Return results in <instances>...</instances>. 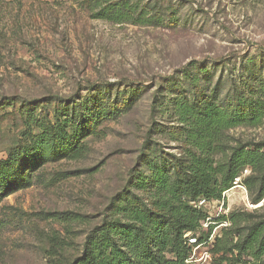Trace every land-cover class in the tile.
<instances>
[{"label": "rangeland", "instance_id": "obj_1", "mask_svg": "<svg viewBox=\"0 0 264 264\" xmlns=\"http://www.w3.org/2000/svg\"><path fill=\"white\" fill-rule=\"evenodd\" d=\"M118 1L0 0V264H72L104 223L134 258L123 209H154L158 174L182 182L193 147L173 103L192 93L239 115L260 101L258 125L221 139L264 151V0H128L153 19L102 17ZM244 171L220 199L180 195L204 214L187 264H264L229 250L264 217Z\"/></svg>", "mask_w": 264, "mask_h": 264}, {"label": "trees", "instance_id": "obj_2", "mask_svg": "<svg viewBox=\"0 0 264 264\" xmlns=\"http://www.w3.org/2000/svg\"><path fill=\"white\" fill-rule=\"evenodd\" d=\"M100 12L102 17L115 22L146 23L153 19V16L135 13V6H131L128 0L109 3ZM197 80L195 76V84ZM246 101L249 100L240 99L243 104ZM255 104V109H251L250 113L239 115L196 93L176 100L173 107L180 122L186 125L187 139L193 151L189 152L181 183H170L169 177L156 175L160 197L154 209H142L136 205L123 209L135 226L134 231H128L125 235V246L132 249L134 258L128 259L111 244L110 236L117 223H104L90 232L81 255L72 264H187L185 260L190 247L185 242V232L199 228L204 214L201 209L185 201L182 203L180 195H187L191 201L220 199L222 192L231 187L234 178L247 168L250 173L245 177L244 184L250 193H256L252 202H258L264 195V151L260 147L236 144L227 152L222 147L221 139L225 130L244 124L255 126L261 122L262 106L260 101ZM78 153L74 150L70 157L75 158ZM220 154L222 157H216ZM137 182L138 187L146 183L144 178ZM0 184H4L3 179ZM2 190L4 187H1V193ZM230 219L234 221L232 217ZM211 227L204 229L207 234ZM247 229L243 234L237 233V239L229 250L234 249L238 255L247 254L258 260L264 255V217ZM196 240L201 242L202 237ZM219 241V238L214 241V252L224 250L218 246ZM166 253L172 254V257L168 258ZM56 262L48 264H62Z\"/></svg>", "mask_w": 264, "mask_h": 264}, {"label": "built area", "instance_id": "obj_3", "mask_svg": "<svg viewBox=\"0 0 264 264\" xmlns=\"http://www.w3.org/2000/svg\"><path fill=\"white\" fill-rule=\"evenodd\" d=\"M245 172H246V171H244V172L242 171V173H241L240 175L236 176L232 182H233L234 184H237L238 181H240V179H241L243 176H245ZM202 200H203V199H202ZM203 201H204V200H203ZM207 220H210V219L208 218ZM207 222H208V221H207ZM206 224H207V223H206ZM206 224H205V225H206ZM188 239H189V241L192 242V243H195V242H196V238H195V237H188ZM200 244H201V243H200ZM198 245H199V244H198ZM189 260H190V257H188V258L185 260V262L188 263Z\"/></svg>", "mask_w": 264, "mask_h": 264}]
</instances>
